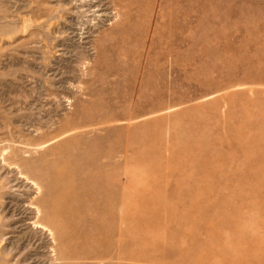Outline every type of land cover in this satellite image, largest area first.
Returning <instances> with one entry per match:
<instances>
[{"label": "rangeland", "instance_id": "1", "mask_svg": "<svg viewBox=\"0 0 264 264\" xmlns=\"http://www.w3.org/2000/svg\"><path fill=\"white\" fill-rule=\"evenodd\" d=\"M0 264H264V0H0Z\"/></svg>", "mask_w": 264, "mask_h": 264}, {"label": "bare ground", "instance_id": "2", "mask_svg": "<svg viewBox=\"0 0 264 264\" xmlns=\"http://www.w3.org/2000/svg\"><path fill=\"white\" fill-rule=\"evenodd\" d=\"M60 193H61V192H60ZM122 205H123V204H122ZM33 210H34V208H33ZM33 210H32V211H33ZM120 210H121V211L123 210V206L120 207ZM37 211H39V210H37ZM34 212H36V211H34ZM32 213H33V212H32ZM35 214H36V213H35ZM37 214H38V212H37ZM41 215H42V214H41ZM120 215H121V213H119V216H120ZM123 215H125V214H123ZM39 216H40V215H39ZM32 217H33V216H32ZM35 217H36V215H35ZM37 219H38V218H37ZM29 220H30V219H29ZM33 220H34V219H33ZM33 220H32V221H33ZM32 223H33V222H32ZM33 224H34V223H33ZM39 224H40V223H39ZM42 225H43V224H42ZM40 227H41V226H40ZM40 227H39V228H40ZM26 254H27V253H26ZM102 263H103V262H102Z\"/></svg>", "mask_w": 264, "mask_h": 264}]
</instances>
